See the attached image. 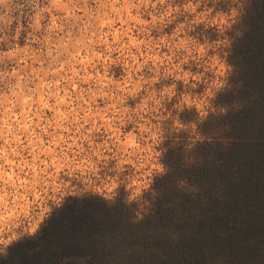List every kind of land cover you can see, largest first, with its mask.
I'll use <instances>...</instances> for the list:
<instances>
[{"label": "clouds", "instance_id": "obj_1", "mask_svg": "<svg viewBox=\"0 0 264 264\" xmlns=\"http://www.w3.org/2000/svg\"><path fill=\"white\" fill-rule=\"evenodd\" d=\"M261 4L0 0V264L36 257L39 245L17 246L67 205L91 211L88 201L111 219L93 212L97 226L73 234L82 251L58 247L56 264L188 255L175 246L203 240L192 221L239 182L216 174L217 148L242 141L229 114L259 98L242 94L235 49ZM191 264H229L228 254L206 247Z\"/></svg>", "mask_w": 264, "mask_h": 264}, {"label": "trees", "instance_id": "obj_2", "mask_svg": "<svg viewBox=\"0 0 264 264\" xmlns=\"http://www.w3.org/2000/svg\"><path fill=\"white\" fill-rule=\"evenodd\" d=\"M249 22L252 31L237 42L235 56L243 65L241 75L246 87L242 94L258 92L259 98L241 113L229 114L234 127L239 129L238 134L243 137L242 141L234 143L227 152L219 151L220 146L217 148V156L225 159L226 164L216 170V174L224 179L236 174L239 182L230 184L227 199H212L201 210L202 218L193 220L192 226L197 233L203 234V240L194 238L179 242L175 248L186 250L188 255L175 254L170 257V264H180V261L191 264V258L202 256L206 247L213 253H227L229 264L237 258L241 264H264V247H261L264 244V4L257 6ZM87 207L91 211L67 205L58 217H53L37 240L18 245L17 249L41 247L36 257H22L23 264H56L58 247L61 254L82 251L73 234L97 226L92 213L99 211L104 213L106 220L111 219L100 202L88 201ZM216 208L222 212L217 213ZM229 227L230 235H218ZM15 254L21 253L17 251Z\"/></svg>", "mask_w": 264, "mask_h": 264}]
</instances>
